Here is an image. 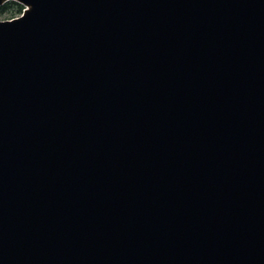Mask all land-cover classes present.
Here are the masks:
<instances>
[{
  "label": "water",
  "instance_id": "1",
  "mask_svg": "<svg viewBox=\"0 0 264 264\" xmlns=\"http://www.w3.org/2000/svg\"><path fill=\"white\" fill-rule=\"evenodd\" d=\"M0 264H264V0H0Z\"/></svg>",
  "mask_w": 264,
  "mask_h": 264
},
{
  "label": "trees",
  "instance_id": "2",
  "mask_svg": "<svg viewBox=\"0 0 264 264\" xmlns=\"http://www.w3.org/2000/svg\"><path fill=\"white\" fill-rule=\"evenodd\" d=\"M23 10L24 7L21 4L11 1L0 7V17L8 16L13 19L22 14Z\"/></svg>",
  "mask_w": 264,
  "mask_h": 264
},
{
  "label": "rangeland",
  "instance_id": "3",
  "mask_svg": "<svg viewBox=\"0 0 264 264\" xmlns=\"http://www.w3.org/2000/svg\"><path fill=\"white\" fill-rule=\"evenodd\" d=\"M6 20H12L11 17H8V16H2L0 17V21H6Z\"/></svg>",
  "mask_w": 264,
  "mask_h": 264
}]
</instances>
